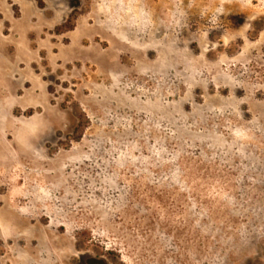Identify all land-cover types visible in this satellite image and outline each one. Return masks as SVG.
Instances as JSON below:
<instances>
[{
	"label": "rangeland",
	"instance_id": "obj_1",
	"mask_svg": "<svg viewBox=\"0 0 264 264\" xmlns=\"http://www.w3.org/2000/svg\"><path fill=\"white\" fill-rule=\"evenodd\" d=\"M0 264H264V0H0Z\"/></svg>",
	"mask_w": 264,
	"mask_h": 264
}]
</instances>
